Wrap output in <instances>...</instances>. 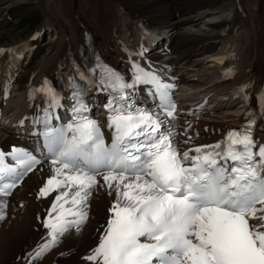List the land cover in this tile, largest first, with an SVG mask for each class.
I'll use <instances>...</instances> for the list:
<instances>
[{
    "label": "snow or ice",
    "instance_id": "snow-or-ice-1",
    "mask_svg": "<svg viewBox=\"0 0 264 264\" xmlns=\"http://www.w3.org/2000/svg\"><path fill=\"white\" fill-rule=\"evenodd\" d=\"M131 70L129 79L100 63L87 71L73 64L71 119L59 128L50 126L49 110L62 107L63 97L47 80L35 90L47 97L43 122L52 165L37 196L58 194L42 220L47 239L27 254L29 264L71 229L80 230L98 185L113 202L84 264H264V143L250 130H231L215 144L180 149L165 120L133 100L138 85H154L165 116L174 117L169 86L137 61ZM93 87L109 95L105 108L114 133L107 145L99 124L86 115L85 97ZM6 156L19 167L6 163ZM40 163L23 149L0 151V221L6 198Z\"/></svg>",
    "mask_w": 264,
    "mask_h": 264
},
{
    "label": "bare ground",
    "instance_id": "bare-ground-1",
    "mask_svg": "<svg viewBox=\"0 0 264 264\" xmlns=\"http://www.w3.org/2000/svg\"><path fill=\"white\" fill-rule=\"evenodd\" d=\"M109 6L111 20L95 12L93 0H0V32L11 18L27 10L39 9L45 16L35 39L0 45V111L6 115L0 123L2 147L15 146L21 118L39 104L30 91L32 95L45 80L60 85L72 76L73 64L87 71L89 58L129 79L132 61L149 63L157 70L188 67L199 76L224 74L223 80L203 91L224 99L241 92L249 107L264 98V0H223L219 4L211 0H111ZM223 20L227 23L220 28L218 23ZM45 29L57 33L55 43L41 44ZM235 58V72H230ZM198 75L186 78L181 73L174 80L186 84ZM194 105L198 106L179 104L178 120L170 125L181 149L211 143L245 120L243 114H223L216 108ZM259 132L264 137V127ZM51 175L52 165L40 163L6 198V218L0 221V264H29L27 254L42 238L47 239L42 220L58 193L40 198L37 194ZM112 202L109 190L96 186L80 230L71 229L36 264H84L82 257L97 246L110 218ZM35 231L39 232L30 243L25 241Z\"/></svg>",
    "mask_w": 264,
    "mask_h": 264
},
{
    "label": "rangeland",
    "instance_id": "rangeland-1",
    "mask_svg": "<svg viewBox=\"0 0 264 264\" xmlns=\"http://www.w3.org/2000/svg\"><path fill=\"white\" fill-rule=\"evenodd\" d=\"M211 1L216 3V4L223 2V0H211ZM110 3H111V0H93L95 12L97 14L100 13V15L103 16L102 18L111 20L112 16H111V11H110V6H109ZM26 12H27L26 14L23 13V14L17 15L18 17L17 16L13 17L9 22H7V24H5V26H4L5 29L0 32V45L6 44L7 41L13 42L14 40H21L23 38L27 39V38H29V35L35 29L38 30L40 28L41 24L44 22V19H45L44 12L39 10V9L29 10ZM25 15H29V16L26 18H23V17H25ZM226 23L227 22H225V21H221V23L219 22L218 26H220V28H222L223 26L226 25ZM45 31L48 34L50 33V35L52 33L53 37L55 36L54 38L51 37L53 40L57 39V36H56L57 33H54V30H50L47 32V30L45 29ZM48 34H45V36L43 37V40L41 41L42 43L53 42V40H51V38L49 37ZM30 37H34V33ZM55 40L53 43H55ZM53 43H49V44H53ZM235 62L237 64L236 58L233 60L232 63H235ZM179 68H185L186 71H189L188 73H185V75H184V77H186V78H189V77L194 78V76H196V74H197V72H190L193 70L189 69L188 67L180 66ZM25 77H27V76H25ZM25 77L23 78L24 81L27 80V79H25ZM209 81H210V77H208L207 75H202V76L198 77L197 81H193V83L188 81L186 84H183L184 90L181 92V95L184 97L191 98V99H193L195 97L197 99H194L193 101L198 102L204 97V93H202V94L199 93L197 95H195V93L199 92V90H203L204 86H206V85L209 86L212 83V82L209 83ZM195 83L196 84L197 83L198 84H200V83L204 84L205 83V84L203 85V87H201V86L193 87V85H196ZM218 96H220V95H217V97ZM230 104H231V101H222L221 97L216 98V95H212L207 99V102L203 105V107H205V109L210 110V108L218 106L219 111L221 113H225V114L237 113L239 111V109L236 106H238L239 104L238 103H235L233 105H230ZM190 105L198 106V105H194V104H190ZM200 110H203V109H200ZM39 227H41V226H39ZM38 232L35 231L34 234L33 233L28 234L25 241H29V243H30L32 236H34V235L36 236L38 234ZM4 264H11V263L10 262L8 263L6 261V263H4Z\"/></svg>",
    "mask_w": 264,
    "mask_h": 264
}]
</instances>
